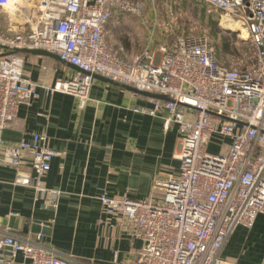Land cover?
Masks as SVG:
<instances>
[{
    "label": "built area",
    "instance_id": "1",
    "mask_svg": "<svg viewBox=\"0 0 264 264\" xmlns=\"http://www.w3.org/2000/svg\"><path fill=\"white\" fill-rule=\"evenodd\" d=\"M35 1L31 19L15 24L11 0H0V17L8 16V27L0 25V162L18 171L16 183L43 192L55 206L61 192L45 185L58 154L49 136L34 134L32 142L15 145L3 138L20 106L39 97L21 50L45 49L76 67L47 91L73 95L81 106L95 75L165 95L168 100L150 97L149 111L166 112V129L179 127L178 172L157 183L161 195L99 197L110 218L142 240L137 256L122 264H235L222 256L224 245L237 227H253L264 213V0H199L219 13L221 26L240 24L236 32L250 50L246 66L224 63L213 40L192 33L165 35L123 57L122 48L106 41L108 24L115 13L145 18L142 0ZM42 239V233L29 241L0 230V250L11 254L0 264H83L59 256Z\"/></svg>",
    "mask_w": 264,
    "mask_h": 264
},
{
    "label": "crops",
    "instance_id": "2",
    "mask_svg": "<svg viewBox=\"0 0 264 264\" xmlns=\"http://www.w3.org/2000/svg\"><path fill=\"white\" fill-rule=\"evenodd\" d=\"M142 1L147 3L145 18L115 13L107 27V43L122 48L127 59L151 40L156 46L168 30L165 16L161 27L154 25L157 18L150 4L154 6L155 0ZM165 1L169 0H160ZM4 16L0 19L8 20ZM30 50L34 49L19 53L26 72L38 85L39 97L20 106L15 124L3 132V138L15 145L21 140L32 142L34 134H47L58 154L45 185L61 194L55 206H48L43 192L16 183L18 171L0 162V230L29 241H37V234L42 233L41 243L83 264H122L134 259L142 240L132 228L110 218L99 197L161 195L157 183L179 170L175 158L179 127L173 124L166 129V112L151 114L154 103L149 96L117 82L96 77L85 106L73 95L47 91L78 70L57 56ZM24 170L34 175L30 168ZM13 216L17 227L3 224ZM36 221L44 229V222L49 223L50 231L35 232ZM10 255L9 250H0V257ZM222 256L235 264H264V213L253 227L235 229ZM17 260H23L22 254H17Z\"/></svg>",
    "mask_w": 264,
    "mask_h": 264
},
{
    "label": "rangeland",
    "instance_id": "3",
    "mask_svg": "<svg viewBox=\"0 0 264 264\" xmlns=\"http://www.w3.org/2000/svg\"><path fill=\"white\" fill-rule=\"evenodd\" d=\"M187 1L188 3H183L181 0H169L163 3L155 0L154 6H152L153 3L150 4L154 10V17L157 18L154 25L161 27L162 23L166 24L168 30H165L164 36L171 34L176 37L187 33L207 36L213 40L218 56L224 63L236 66L249 65L250 50L248 44L240 39L241 33L221 26V17L216 10L209 9L196 0ZM162 16L166 17L164 22H162ZM1 24L3 28L8 27L5 19H0ZM142 50L134 52L133 55ZM122 54L125 57V54Z\"/></svg>",
    "mask_w": 264,
    "mask_h": 264
},
{
    "label": "bare ground",
    "instance_id": "4",
    "mask_svg": "<svg viewBox=\"0 0 264 264\" xmlns=\"http://www.w3.org/2000/svg\"><path fill=\"white\" fill-rule=\"evenodd\" d=\"M35 3V0H11L9 5V13L12 16L13 22L18 24L29 21L32 15L35 13ZM22 7L26 9L24 10ZM23 10L25 11V14L23 13ZM222 26L226 29H233L235 31L240 28V24L238 22L223 21Z\"/></svg>",
    "mask_w": 264,
    "mask_h": 264
},
{
    "label": "water",
    "instance_id": "5",
    "mask_svg": "<svg viewBox=\"0 0 264 264\" xmlns=\"http://www.w3.org/2000/svg\"><path fill=\"white\" fill-rule=\"evenodd\" d=\"M30 51H32V52H36V53H39V52H41V53H44V54H52L53 56H57V58H59L61 61H63L58 55H56V54H53V53H51V52H49V51H46V50H42V49H34V50H30ZM64 62V61H63ZM74 67V66H73ZM76 68V67H75ZM102 78V79H106V80H109V81H112L111 79H109V78H106V77H104V76H101V75H95V78ZM114 82V81H113ZM118 83V82H117ZM125 86V85H124ZM128 88H131L132 90H134V91H136V92H138V93H141V94H144V95H146V96H149V97H153V98H158V99H162V100H168V97L167 96H165V95H162V94H156V93H151V92H147V91H142V90H139V89H137V88H134V87H131V86H128ZM9 221V222H8ZM17 219L13 216V217H11L9 220H4V222H3V224H8V223H10V225L11 226H15V227H17ZM44 224L48 227L50 224L49 223H47V222H44ZM41 226H40V222L38 221H36L35 222V224H34V231L35 232H39V231H42L43 230V232H45V233H47V232H49L50 230H49V228H40ZM8 249H10V248H8Z\"/></svg>",
    "mask_w": 264,
    "mask_h": 264
}]
</instances>
